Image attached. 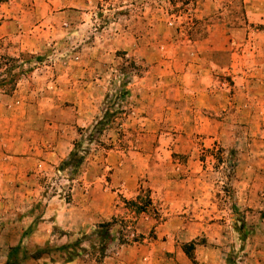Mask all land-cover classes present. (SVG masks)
<instances>
[{
    "label": "crops",
    "instance_id": "crops-1",
    "mask_svg": "<svg viewBox=\"0 0 264 264\" xmlns=\"http://www.w3.org/2000/svg\"><path fill=\"white\" fill-rule=\"evenodd\" d=\"M77 1L64 0L63 9L68 10V15L77 14ZM56 9L55 2L37 0L30 13L42 15L36 19L40 23L32 25L33 29L23 20L18 24L22 45L27 46L28 40L42 45V39H54L60 30L71 28L66 23V29L56 24L61 14ZM0 11L4 18L0 19L2 40L12 36L14 26L8 20V7L1 5ZM197 15L203 21L204 33L161 45L165 48L161 58L154 54L152 32V47H143L149 55L152 52V70L128 86L130 96L136 98L139 93L146 98L138 110L146 111L154 135L152 151L144 155L148 161L145 175L151 201L161 216L157 222L152 221V236L132 247V258L125 256L129 250L125 249L124 256L106 257L104 264H133L135 257L136 264H221L222 256L233 247L235 233L231 209L227 210L228 219L222 220L217 213L221 197L214 198L210 192L216 182H209L208 176L226 172H221V167L213 171L209 166L214 165L208 156L213 149L220 150L221 159L227 158L231 165L226 172V183L232 192L228 204L244 215L245 226L251 230L246 247L249 264H259L257 257L264 255V0H198ZM43 16H48L45 21ZM114 35V41L104 43L106 46L116 51L133 48L136 54L142 50L135 31L130 37L122 36L119 30ZM75 78L76 74L70 76L74 84ZM21 90L18 85L12 96L0 93V152L3 159L10 161L6 169L13 177L56 165L73 148V138L55 134L49 123L44 125L53 135H46L47 130L37 133L29 117V103L25 97H15ZM96 92L100 101L104 92ZM75 105L80 111L82 104L76 99ZM174 158H185L186 162H163ZM225 163L224 160L221 165ZM118 175L122 176L118 180L121 189L112 191L101 183L102 178L85 174L84 193H75L67 204L51 201V218H40L31 237L40 236L42 229H46L43 238L54 229L76 236L87 234L110 221L117 192L134 191L138 178L145 176L135 168L132 173L118 169ZM20 202L31 206L34 200ZM10 214L14 216L16 212ZM27 214L24 212V218L31 222ZM198 239L203 241L198 244ZM185 243L192 244L191 252L196 256L193 262L185 255ZM54 264L78 261L59 260Z\"/></svg>",
    "mask_w": 264,
    "mask_h": 264
},
{
    "label": "rangeland",
    "instance_id": "rangeland-1",
    "mask_svg": "<svg viewBox=\"0 0 264 264\" xmlns=\"http://www.w3.org/2000/svg\"><path fill=\"white\" fill-rule=\"evenodd\" d=\"M50 1L57 4L55 11L61 13L56 24L66 29L63 24L66 23L71 28L60 30L54 39H42V45L28 40V45L24 46L18 24L23 20L29 22L28 26L33 29L32 25L40 23L36 19L42 15L30 13L36 8L37 0H0V7H8V20L14 26L12 36L0 40V93L12 96L19 85L22 90L15 97H25L29 103V117L36 125L37 133L41 135L47 130L46 135L50 134V129L44 125L49 123L55 134H67L73 138L72 145L76 143L84 161L75 173L58 170L61 161L37 172L29 171L25 176L16 174L13 177L6 169L10 161L3 159L0 152V264H54L55 261H64L68 251H79V248L84 251L72 260L78 264H104L106 257L124 256L125 249H129L125 256L132 258L135 254L132 247L143 238L152 236V221L157 222L161 216L160 209L151 201L145 175L148 164L145 156L152 151L154 132L146 120V111L138 110L139 103L146 100L142 94L138 93L136 98L127 94L122 101L116 99L115 94L122 88L128 90L130 84L152 70V52L149 55L143 48L152 47V32L155 36L154 54L160 58L165 55V48L161 45L204 33L201 16H195L198 0H78L74 9L77 14L73 15H68V10L63 9L64 0ZM46 17L42 20L45 21ZM0 19L4 20L3 17ZM118 30L127 37L135 31L140 37L142 50L136 54L133 48L116 51L115 47L106 46V42L111 44L114 41ZM73 74H76V84L74 79H70ZM70 88L73 89L71 94L68 92ZM96 90L104 92L100 101ZM75 99L82 104L80 111ZM3 106L9 108L6 104ZM106 109L109 110L110 122L101 134L88 139L90 132L95 133L92 127ZM70 130L73 131L68 133ZM137 154L142 155L138 157ZM208 156L214 161V165L209 164L213 171L221 167V172H228L231 165L227 158L221 159L220 150L208 151ZM224 160L226 163L221 165ZM163 162L183 165L186 159H165ZM122 168L126 173H132L135 168L145 176L138 178L134 191L117 192L114 214L108 221L111 239L103 252L98 250L99 240L91 238L97 226L89 233L77 236L54 229L49 237L43 238L46 229H42L40 236L31 237L40 218L45 215L46 221L51 218L54 210L51 201L67 204L73 201L75 193H84L87 188L85 174L91 178H102L101 183L109 190H120L118 182L121 181L118 180L122 176H117V172ZM226 172L208 176L209 182L217 183L210 191L211 195L221 197L225 203L221 202L217 209L222 220L228 219L227 210L232 209L228 204L232 192L226 183ZM25 199L34 202L31 206L20 202ZM12 211L16 215L11 216ZM24 212L29 213L27 217L31 222L24 218ZM231 215L235 233L233 247L222 256L221 264H249L246 247L251 230L245 226L241 212L231 210ZM241 222L244 229H240ZM202 241L198 239V244ZM62 245L72 247L62 252L55 251ZM46 247L50 250L36 254ZM184 248L188 253L186 257L193 262L196 256L191 252L192 244L185 243ZM134 259L138 261L136 257ZM257 260L264 264V255Z\"/></svg>",
    "mask_w": 264,
    "mask_h": 264
},
{
    "label": "trees",
    "instance_id": "trees-1",
    "mask_svg": "<svg viewBox=\"0 0 264 264\" xmlns=\"http://www.w3.org/2000/svg\"><path fill=\"white\" fill-rule=\"evenodd\" d=\"M123 89L124 88H122L121 90H119L115 94V98L120 100V101H122L124 99V97L129 93L128 90H123ZM108 113H109V110L106 109L104 111V113L102 112L100 114L99 119L96 121V123L92 127V129H94L95 133L90 132V134L88 135V139L93 138L94 135L98 136L99 134H101V132H102L103 128L106 126V124L108 122H110V120H109L110 115ZM77 148H78V146L76 145V143L73 144V148L70 151L68 157L64 161L61 162V165H60L58 170H60V171L70 170L71 173H75L77 171V169L82 165V163L84 161V155L79 154ZM231 210L234 211V209H231ZM109 227H110V222H104V223L97 225V227L91 233V238H93L95 240H99L98 250L100 252H103L107 242L111 239V234H110V231L108 229ZM240 229H244L243 222H241V224H240ZM244 238H245V234H244ZM71 247H72V245H62V246L55 248V251L62 252L64 250L70 249ZM49 250L50 249L46 247L43 250L37 251L36 254L37 253L43 254L44 251L47 252ZM83 251H84L83 248H79V251H77V250L68 251L64 262L65 263L71 262L72 260H74L78 256L79 252H83ZM184 251H185V248H184ZM185 254L186 255L188 254L187 251H185Z\"/></svg>",
    "mask_w": 264,
    "mask_h": 264
}]
</instances>
